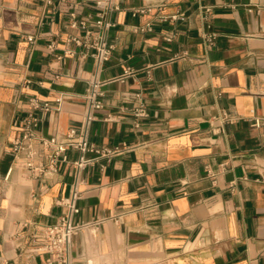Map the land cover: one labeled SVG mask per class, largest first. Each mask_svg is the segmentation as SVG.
<instances>
[{"label": "crops", "instance_id": "1", "mask_svg": "<svg viewBox=\"0 0 264 264\" xmlns=\"http://www.w3.org/2000/svg\"><path fill=\"white\" fill-rule=\"evenodd\" d=\"M70 13L111 45L99 67L69 40L85 31ZM93 76L88 140L134 148L80 172L73 223L100 222L73 236L72 264H264V127L249 121L264 117V0H0V258L52 259L32 234L65 213L75 178L69 164L33 177L10 155L28 100L51 108L38 133L61 136Z\"/></svg>", "mask_w": 264, "mask_h": 264}, {"label": "built area", "instance_id": "2", "mask_svg": "<svg viewBox=\"0 0 264 264\" xmlns=\"http://www.w3.org/2000/svg\"><path fill=\"white\" fill-rule=\"evenodd\" d=\"M42 1L45 5L52 4V0ZM113 8L116 7L113 6ZM145 11H149V8L137 9L134 13H144ZM205 11L208 10L205 9ZM96 16L98 19L96 21L97 27L107 30L112 26L108 22H103L104 15L102 13ZM69 27L85 30L82 37L73 36L69 40L76 46L91 49V57L97 67L109 59L112 47L107 43L104 34L91 38L92 36L90 30L86 27V23L78 21L74 13H70ZM214 37L212 34L205 38L209 46L213 45ZM27 38L28 40H32V37ZM100 86L101 83L96 76H93L89 80L84 95L85 111L83 120L79 127H70L61 136L44 137L38 133L39 123L51 108L47 101H41L34 97L28 100V112L20 120V135L11 142L8 150L10 155L14 159L21 160L25 169L33 177H44L54 174L58 171L59 164H69L74 169L75 178L71 184L70 195L57 201L58 205L66 209L65 213L60 215L53 223L45 225L39 236L32 234V240L37 245V249L42 253L50 254L52 259L34 262L35 253L25 252L26 255L22 260L0 258V264H72L70 243L73 236L81 228L90 225L95 226L100 222V220H94L92 223L86 224L73 223V216L78 212L77 200L80 194L78 190L80 172L86 167L98 164L101 161L108 162L115 155L131 151L134 148L125 144L121 147L98 146L88 140V128L95 119L94 113L103 107ZM136 96L138 97V95ZM132 113L137 120L147 116L143 105L134 108ZM220 117L222 121H230L229 116L224 112H221ZM108 119L109 117H106L105 120ZM249 121L251 127H264V117H252ZM69 151L76 153L77 157L70 160L67 156Z\"/></svg>", "mask_w": 264, "mask_h": 264}]
</instances>
